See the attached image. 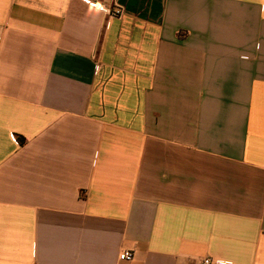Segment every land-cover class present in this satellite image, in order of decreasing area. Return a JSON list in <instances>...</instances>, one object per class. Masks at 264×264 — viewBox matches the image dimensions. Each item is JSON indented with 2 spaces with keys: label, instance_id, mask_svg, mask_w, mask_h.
I'll return each mask as SVG.
<instances>
[{
  "label": "crops",
  "instance_id": "0c3cea01",
  "mask_svg": "<svg viewBox=\"0 0 264 264\" xmlns=\"http://www.w3.org/2000/svg\"><path fill=\"white\" fill-rule=\"evenodd\" d=\"M204 259L264 264V0H0V264Z\"/></svg>",
  "mask_w": 264,
  "mask_h": 264
},
{
  "label": "built area",
  "instance_id": "2783aa9c",
  "mask_svg": "<svg viewBox=\"0 0 264 264\" xmlns=\"http://www.w3.org/2000/svg\"><path fill=\"white\" fill-rule=\"evenodd\" d=\"M94 6L96 7V9H98L102 13L106 14L108 17L120 18L122 16V13H123L121 8H112V7H109L108 5H99L96 3L94 4ZM118 259L120 261L129 262L133 259V252L128 251V250L121 251L119 256H118ZM202 264H212V263L210 260L204 259V260H202Z\"/></svg>",
  "mask_w": 264,
  "mask_h": 264
}]
</instances>
